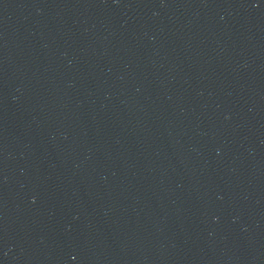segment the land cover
<instances>
[{"label": "water", "instance_id": "1", "mask_svg": "<svg viewBox=\"0 0 264 264\" xmlns=\"http://www.w3.org/2000/svg\"><path fill=\"white\" fill-rule=\"evenodd\" d=\"M0 264H264V0H0Z\"/></svg>", "mask_w": 264, "mask_h": 264}]
</instances>
